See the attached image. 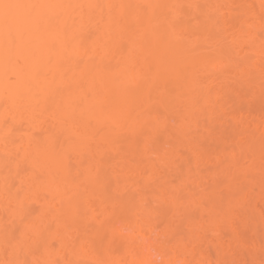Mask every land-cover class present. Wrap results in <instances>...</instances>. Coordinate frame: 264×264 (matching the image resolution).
Instances as JSON below:
<instances>
[{
    "label": "bare ground",
    "instance_id": "6f19581e",
    "mask_svg": "<svg viewBox=\"0 0 264 264\" xmlns=\"http://www.w3.org/2000/svg\"><path fill=\"white\" fill-rule=\"evenodd\" d=\"M31 2L50 22L0 34V264L258 261L261 0ZM221 13L251 44L219 47Z\"/></svg>",
    "mask_w": 264,
    "mask_h": 264
},
{
    "label": "snow or ice",
    "instance_id": "6c2138e0",
    "mask_svg": "<svg viewBox=\"0 0 264 264\" xmlns=\"http://www.w3.org/2000/svg\"><path fill=\"white\" fill-rule=\"evenodd\" d=\"M51 7L49 5L33 3L31 0H0V34H3L9 38L10 42H15L17 38H22L24 33L28 31L33 25L43 21L50 22V19L45 18L42 14V9ZM189 7H192L191 5ZM230 7V6H229ZM262 15L260 18L261 23V42L264 47V0L260 3ZM208 21L215 27L216 32L212 34L211 38H215L219 47L226 52L238 51L245 44H251L249 39V32L253 28V21L250 18H245L239 15L227 16L223 13L216 17H208ZM207 23V22H206ZM227 65H235L239 68L240 64L237 61H233L231 56H226ZM262 90H264V83H262ZM161 122L164 125V130H167L169 123L175 126L176 121H169L167 116H163L161 113L156 114L155 124L160 125ZM173 200L179 201L183 199L182 190H178L172 193ZM174 227L170 226L168 230L164 232V235L159 237L156 241L161 244L171 243L172 236L170 233H174ZM25 237H30V229H25ZM254 255V253H253ZM260 259L257 261H246L245 264H264V244L260 248ZM12 264V262H10ZM15 264H29L28 261H17ZM32 264H39L38 261H33ZM50 264H59V261H51ZM167 264H184L180 261H168ZM191 264V262H188Z\"/></svg>",
    "mask_w": 264,
    "mask_h": 264
}]
</instances>
